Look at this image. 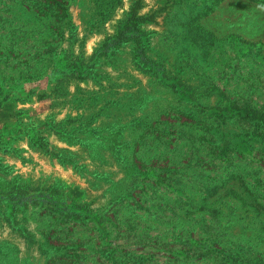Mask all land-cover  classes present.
Segmentation results:
<instances>
[{
	"label": "rangeland",
	"instance_id": "374dc122",
	"mask_svg": "<svg viewBox=\"0 0 264 264\" xmlns=\"http://www.w3.org/2000/svg\"><path fill=\"white\" fill-rule=\"evenodd\" d=\"M212 1L60 0L34 23L0 0V264L264 259L242 185L264 155L232 112L264 107V0ZM131 13L139 44L104 48Z\"/></svg>",
	"mask_w": 264,
	"mask_h": 264
},
{
	"label": "trees",
	"instance_id": "16d2710c",
	"mask_svg": "<svg viewBox=\"0 0 264 264\" xmlns=\"http://www.w3.org/2000/svg\"><path fill=\"white\" fill-rule=\"evenodd\" d=\"M25 1L28 2L26 7L28 6V9H30V11L32 8H34V12H32V15H30L31 17H29L33 19L34 23L42 22L41 18H45L46 15L54 16L55 18L63 16L64 13L63 5L60 2V0H25ZM220 1L221 0H214L210 3V5L204 7V14H207L209 11H211L214 8V6H216V4ZM139 20H141L140 17H135L134 14L131 13L130 17L125 18L124 21L118 22L117 31L115 35L112 37L113 42L111 43V45H109V43L104 42L103 43L104 48L108 49L110 48V46L113 47L120 46L124 42H127L129 40L134 42V44L138 45L140 42V33H141V25H142L141 23L138 22ZM19 31L23 32L21 30ZM28 33L33 34L31 30H27V29H25V31L22 34H28ZM4 100L5 99H1L0 104ZM232 105L236 106L234 104ZM242 106L243 109H236V107L232 108V112L234 116L233 119H235L238 122H245L248 124L251 123L250 131H249L251 135L250 136L246 135L244 139L241 140V142L247 145L248 142L250 143L253 142L252 141L253 138H256V140L259 139L261 143L259 150L261 151V155H264V107L261 106L259 108H256V105H252L250 101L245 102V104ZM221 140H222L221 142L222 144L215 147L216 155L222 158L221 159L222 162H225V164L227 165H231L232 161L230 160L231 158L229 159L230 155H228V153L232 152V148L235 147V144L232 145L231 140L229 139L223 138ZM259 180H254V181L256 184L259 185V187H262L263 190L260 189L259 192H254L253 194H251L250 191L248 190V187H250L252 184L249 182L242 183V185L246 187V190L249 192L250 195L248 201L244 202V207L246 210L245 217L258 218L260 216L261 219L264 220V180L263 179H261L260 181ZM232 192L234 193L233 190ZM240 201L241 202L244 201V198H240ZM254 264H264V259Z\"/></svg>",
	"mask_w": 264,
	"mask_h": 264
},
{
	"label": "crops",
	"instance_id": "0c3cea01",
	"mask_svg": "<svg viewBox=\"0 0 264 264\" xmlns=\"http://www.w3.org/2000/svg\"><path fill=\"white\" fill-rule=\"evenodd\" d=\"M22 103V102H19V104ZM6 102H3L0 104V114L3 112V111H8V109L6 108ZM15 113V112H14ZM5 119H9V116L6 115L5 116ZM14 123V122H13ZM12 125V124H11ZM9 125V126H11ZM8 125H6V127H1L2 129H0V143L3 142V141H6V140H9L13 137V134L15 133V128L12 129L11 127L9 128ZM10 130V131H9ZM13 131V132H12Z\"/></svg>",
	"mask_w": 264,
	"mask_h": 264
}]
</instances>
